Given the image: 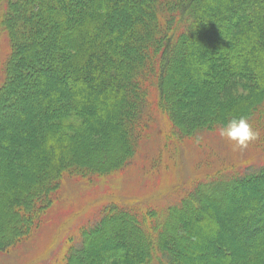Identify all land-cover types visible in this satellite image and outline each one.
Wrapping results in <instances>:
<instances>
[{
  "label": "trees",
  "instance_id": "16d2710c",
  "mask_svg": "<svg viewBox=\"0 0 264 264\" xmlns=\"http://www.w3.org/2000/svg\"><path fill=\"white\" fill-rule=\"evenodd\" d=\"M3 1V247L42 225L64 177L127 164L160 108L183 138L264 115V0ZM79 238L61 264H264V165L163 213L107 207Z\"/></svg>",
  "mask_w": 264,
  "mask_h": 264
},
{
  "label": "rangeland",
  "instance_id": "374dc122",
  "mask_svg": "<svg viewBox=\"0 0 264 264\" xmlns=\"http://www.w3.org/2000/svg\"><path fill=\"white\" fill-rule=\"evenodd\" d=\"M3 10L4 1L0 0V83L2 65L9 51L1 27ZM15 109L13 106L7 109L11 122L16 119L12 116ZM157 112L148 137L122 168L102 174L64 177L42 225L13 247H3L7 241L1 239L5 229L0 228V264H61L69 246L79 244L80 229L100 220L107 207L117 205L131 212L163 213L200 182L216 174L229 177L264 165V115L258 116L251 125L258 132V138L240 151L220 137L218 129L178 137L161 108ZM241 201L244 198L239 196L227 211L244 209ZM128 227L133 233L132 226ZM218 253L216 245L203 258H213Z\"/></svg>",
  "mask_w": 264,
  "mask_h": 264
},
{
  "label": "clouds",
  "instance_id": "9594fccd",
  "mask_svg": "<svg viewBox=\"0 0 264 264\" xmlns=\"http://www.w3.org/2000/svg\"><path fill=\"white\" fill-rule=\"evenodd\" d=\"M220 137L231 142L236 150H246L258 138V132L253 129L246 117L232 118L218 129Z\"/></svg>",
  "mask_w": 264,
  "mask_h": 264
}]
</instances>
